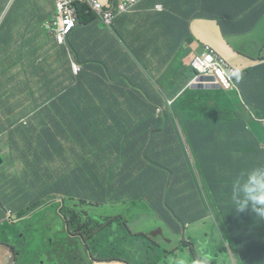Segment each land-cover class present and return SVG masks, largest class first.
<instances>
[{"label":"crops","instance_id":"0c3cea01","mask_svg":"<svg viewBox=\"0 0 264 264\" xmlns=\"http://www.w3.org/2000/svg\"><path fill=\"white\" fill-rule=\"evenodd\" d=\"M59 1L0 0V78L15 84H0V111L13 128L6 135L10 128L0 121V156L5 165V169H0V204L32 215L29 220L0 213V264L20 250L33 257L32 264H36V257L44 250L30 245L32 241L47 244L52 255L54 242L62 245L64 252L80 250V242L79 249L71 242L64 212L58 209L59 200L71 206H85L93 217L106 210L123 213L132 205L126 220L137 234L164 227L163 220H149L144 214L151 196L149 178L125 185L119 167L126 162L128 168L143 173L141 159L146 149L149 152L152 137L159 142L165 140L161 134H154L156 126L164 127L165 120L154 114L153 108L157 100H162V84L174 92L183 87L181 78L171 72L175 49L193 36L197 44L189 48L191 55H202L206 46H211L242 71L260 63L237 53L225 39L221 26L225 28V13L230 10L226 0H206L204 5L200 0H145L131 13L119 14L112 31L92 7L79 4L83 8L79 11V25L65 45H60L57 37L47 34L44 28L46 23L61 26ZM101 1L109 5L112 0ZM134 26L138 27L136 34L130 32ZM226 28L236 27L227 24ZM260 29L264 31V24ZM236 43L234 46L242 50L252 46ZM75 64L82 67L77 82L73 78ZM182 78L184 85L188 84L187 76ZM40 91L51 96L37 105L35 99ZM182 92L175 99H168L176 103ZM216 93L221 94L220 99L227 97L221 115H197L188 130L207 135L208 145L215 139L208 149L211 158L224 156L226 148L236 149L251 138L264 141V91L248 97L237 84L233 91ZM168 99L166 96L160 109L167 110ZM91 103L102 106L87 114ZM23 122L26 123L22 126ZM89 126L93 130L92 144L73 149L70 137L78 141ZM134 139L141 141L125 151ZM220 179L225 180L222 175ZM32 184L46 193L36 197ZM226 187L228 202L230 197L243 195L242 185H238V192L233 191L228 179ZM135 191H146V195L137 198ZM220 197L225 205V196ZM136 209L142 212L141 217L134 214ZM201 211L194 214L196 219ZM257 220L264 229V220ZM168 221L175 227L172 218ZM212 231V242L217 238L222 243L219 233ZM172 233L169 228V238ZM258 253L264 257V248ZM204 254L195 252L197 256Z\"/></svg>","mask_w":264,"mask_h":264},{"label":"trees","instance_id":"16d2710c","mask_svg":"<svg viewBox=\"0 0 264 264\" xmlns=\"http://www.w3.org/2000/svg\"><path fill=\"white\" fill-rule=\"evenodd\" d=\"M263 2L264 0H233L229 2L228 5L230 6V10L225 13L226 20L225 23H223V26H225V29L223 28V33L230 46L229 40L232 36L236 37L237 35H243L255 30V26L264 17ZM232 9L235 10V13L231 11ZM82 10L83 8L80 7L79 11L81 12ZM245 12L250 13L246 14ZM243 21L247 23L244 27L241 26ZM227 24L234 25L237 28L228 29L226 28ZM254 51L259 52V50L255 48ZM240 52L246 55L242 51ZM260 56H263L260 62L261 65L249 69L243 75V81L242 79L240 80L249 86L250 93L252 94L258 91H264V53L260 54ZM257 73H259L258 77L256 76ZM80 74L77 76L73 74L75 82L79 80ZM14 85L15 84H13V86ZM187 85L188 84H185V88ZM202 89L223 91L219 89H207L205 87ZM220 95L221 94L217 95L219 99ZM49 96H51V94L48 92L45 93L40 91V94L35 99L37 105H42ZM183 96L174 104L170 114L166 113V118L163 119L167 125H176L178 121L181 120L185 130L183 135L178 134V138L181 142V149L176 148L171 141L165 140L164 144H162V142L153 140L151 152L149 156L147 154L144 158V162L147 164L151 161L149 170L148 168L145 169V173L142 175V171L128 168V164L125 162L122 169L124 184L128 185L129 182L135 185L141 182L142 179L145 181L149 178L150 187L155 191V201L159 204L164 216L173 215L175 217L177 216L175 213H177L186 217L190 216L192 213L184 214L183 211L175 205V201H179L178 197L183 195L185 198L181 203L184 205L192 204L197 200L195 193L199 190V179L202 180L204 186L205 183L208 182L217 188L219 194L216 196L218 201H220V211L226 214V219L223 224V236L225 240L232 242L235 253L244 263L263 264L264 257H262L258 251L261 247L264 248V229L260 227L258 221L255 220V215L244 211L250 215L245 216L241 214V212L232 210V205L227 201V198L225 197L224 205L220 197V194L224 196L229 194V190L226 187L228 179L232 184V188L237 186L235 182L237 178L242 179L239 184L243 185V182L247 180V178H244L246 177V170L248 167L242 161L232 159L227 153L222 154L224 156L216 155V157L212 159L208 150L210 147L205 140V143H199L203 146L196 150H192L188 146L186 136L192 139L194 138L192 133L188 132L191 119L197 115L201 118H205L206 113H203L200 109L190 110L189 105L184 102ZM168 97L175 99L177 97V92L171 90V92L168 93ZM226 98H221L220 101L225 102ZM223 106L226 107L227 104ZM25 123L26 122H23L22 126ZM155 129L157 130L156 133L159 134V129L162 131L163 125L160 128L156 126ZM152 133H154V131ZM183 140L186 142L187 146L182 144ZM140 141L141 140H135L131 147L134 148ZM262 145H264V141H257L256 138H251L246 140L245 143L238 145L236 149L241 150L243 147H248L250 150L256 149L260 158L264 161V150L261 149ZM241 173H244L242 177L240 176ZM232 174L236 177L230 178ZM221 175L225 179L223 182L220 179ZM232 190L238 192V190ZM161 194H164V201L160 203L158 197ZM188 196H190V202H186L185 200ZM78 223H81V219L76 215L74 220H72V224L75 225ZM182 225L185 226L184 224ZM85 230L86 235L89 237V242H91L93 238L98 237L99 248L94 250V253L97 254L98 251L102 252L103 258H97L100 262L109 263L117 260L118 257L116 252H121L124 238L122 237V241L115 242L111 237L122 233V223L115 226L114 222H111L110 234L105 235V239L108 241L103 245L100 244L102 228L95 227L94 223L90 222L86 225ZM145 239L147 238H143V240ZM134 246L139 247L136 241L132 242V247ZM128 264H151V258L146 250H141L138 252V257H130L128 259Z\"/></svg>","mask_w":264,"mask_h":264},{"label":"clouds","instance_id":"9594fccd","mask_svg":"<svg viewBox=\"0 0 264 264\" xmlns=\"http://www.w3.org/2000/svg\"><path fill=\"white\" fill-rule=\"evenodd\" d=\"M96 1L100 5L102 14H104V15L110 14L112 16L111 24L108 25L106 23V21L92 7L93 11L97 14V17L99 19L104 21L107 28L112 31L114 28V25H115V20L117 19L118 15L119 14H127V13L118 12L116 9V6L113 5V0L111 1V3L109 5H105L101 0H96ZM203 1H206V0H203ZM226 1L230 2L233 0H226ZM263 6H264V2H263ZM57 7H58V5H57ZM75 8H76L77 16H78V23L75 22L74 29L71 31V33L69 35L66 36V42L63 45H65L67 43L69 36L74 32V30H76V28L78 27L79 22H80L79 21V18H80V16H79V3H77L75 5ZM245 10H246V8H245ZM250 12H252V11H250ZM250 12H245V13L247 14ZM62 18H63V16H62ZM62 18H61V22H60V24H61L60 27L56 26L54 23H46L44 25L46 33L49 35H53V36L57 37V32L65 29L64 21H62ZM263 24H264V17L255 26V30L253 32L246 33L243 35H237L236 37H234V36L231 37V38H236V41L238 42V44H242V43L250 44L254 47L250 46L248 48H250V49L255 48V49L259 50L256 58H253L254 56H250L249 54L244 55L253 61L255 60V62H261L262 58H263V56H260V54L264 53V31H262L260 29L261 25H263ZM246 25H247L246 21H243V23L241 24L242 27H244ZM221 28L223 31L222 26H221ZM58 43H59V41H58ZM209 47H211V46H206L205 53ZM204 54L195 55L193 58L194 61H195L196 57L203 56ZM218 54L220 56H222L219 52H218ZM223 58H225V57H223ZM226 60L231 64V66L233 68H235V70L233 72V76H234L235 80L237 82H239L242 79V81H243V79H244L243 75L245 74L246 70L242 71L241 69L234 67L228 59H226ZM193 64H194V62H193ZM258 65H261V63H258ZM193 69L195 71H197V73H198L197 78L199 76L201 77V75L203 73L200 70H196L194 68V66H193ZM81 72H82V67L79 64H75L73 67V74L77 76ZM197 78L193 81V83H192L193 85H195L194 83L197 80ZM201 79L203 80V79H207V78L201 77ZM0 84L1 85H5V84L6 85H13L14 83L13 82L2 83V81L0 80ZM196 85L200 86L201 84H196ZM202 86H203V88L205 87L207 89H211L210 88L211 86L216 87L215 85H212V84H210V85L203 84ZM187 87H188V85H187ZM186 88H184V89H186ZM215 89L223 90L222 88H215ZM159 91L162 94V100L159 99L156 102L157 104H154L153 113L154 114L158 113V115H162V119H164V118H166L167 110L169 109L171 111L172 108L174 107L175 102H172L171 100L168 99V93L171 92L170 87L162 84L161 88L159 87ZM187 91H188V89L185 92H187ZM166 96L168 99L167 110L164 111V109H160V108L162 107L164 100L166 99ZM0 116H1L0 121H2V123L7 128H10L9 125L4 121V117L1 113V111H0ZM160 131L161 130H159V132H158L159 134H161ZM154 134L158 135L156 132ZM161 135L164 138V135L163 134H161ZM152 138L153 139H152L151 144H150L149 152L146 149L145 153L141 159V169H144L143 173H141L142 175L145 173V169L148 168V170H149V166L151 163V161H149L148 164L145 163L144 158L146 157L147 154L149 156V154L151 152V147L153 146V142H154L153 140H157V137L153 136ZM160 142H162V141H160ZM164 142H165V140H164ZM164 142H162V144H164ZM1 159H2V157H1ZM243 174L244 173H241L240 176L242 177ZM246 178H247V180L243 182V185H242L243 187H242V189H240L243 192V195L240 197H235V196L230 197V203L232 205V210H235L236 212H241V214H243L245 216H250L249 214L246 213V212H250L251 214L255 215L254 218L256 221H258L257 220L258 217L261 218L262 220H264V164H262L259 167H254L253 165L248 167V169L246 170V177L244 179H246ZM240 180H242V179H239V178L236 179L235 182H236L237 186L232 188V189L238 190V185H241V184H239ZM198 182H199V190H198V192L195 193V196L197 197L196 201H194L190 205H184L179 201H175V205L178 206L180 208V210L183 211L184 214L192 213L189 216L188 221L197 223V222L203 220L200 223L201 225L198 228H196L194 230H189L188 229L189 227L183 226L182 224H180L181 221H180V218L178 216L174 217L173 215H168L167 217H165L163 211L159 207V204L156 203V201H155V198H156L155 191L152 190V188L150 187L151 196L149 199V205H147V207L144 209V214L148 217L149 220H163L164 221V227H159L155 231H153L149 234H137L133 231L129 222L127 220H124L122 222V234H123V238H124V241H123L122 246H121L122 250H121V252H116V255L118 257L117 260H114V261L109 262V263L128 264V259L130 257H133V258L138 257V252H140L141 250H146L150 255L151 264H162V263H165V264H217L216 261H214L211 258V256L207 255L206 253L204 255H199V256L194 255L189 260L184 259L182 256H180V257L178 256L179 246L177 245V242L179 239H180V242H182V243H189L191 245H196L198 247H202L205 244L209 245V242L213 243L212 237H210V235H209L210 230H215L216 232H218L219 235L222 237V242L226 243V240L223 236V224H224L225 219H226V214L222 213L220 211V201H218L217 196L216 195L212 196L205 190V186H204L201 179H199ZM138 183H140V182H138ZM53 200H58V199H53ZM58 204H59V208H58L59 211L64 212L63 218L65 221V224L69 227V229L71 231V236H70L71 242L77 244L78 249H79L78 243L80 242V249L83 251V256H84V259H83L84 264H96V263H103L104 264V262H100L98 259H95L92 257V255L90 254V251L88 249V244H87L89 242V237L86 235V230H85L86 225H88L90 222H93L95 227H100L98 225L95 217H93L90 214L89 210L85 206H82L79 204L74 205V206H71L68 203L63 204L62 200H59ZM222 204H223V202H222ZM195 208H196V210H195ZM200 209L203 211L204 214H203V216H199V219H196L197 217H194V214L197 211H199ZM244 211H246V212H244ZM215 214L219 217V220L216 219V217L214 216ZM76 215H78L79 218L81 219V223L74 225V224H72V220H74ZM209 215H211L212 217H214L216 219L215 225L213 227L211 225ZM170 218H172L174 220L175 227L169 223L168 219H170ZM100 228H102V227H100ZM169 228H171V230L173 232L172 236H170V238L168 237V234H167V231ZM200 235H205L206 242H204V240L202 238H200ZM136 236H140L142 238H147V239L152 238V243L149 244L145 249L144 248L140 249L139 247H135V246L132 247V242L135 241L134 238ZM192 236H194L195 239H192ZM84 243L86 244V246L83 245ZM217 248L219 250H221L222 252L226 253L222 247H217ZM18 253H19V251H16V256L11 258V259L16 258ZM232 253H233L235 260L238 261L239 263L243 264V261L235 253L233 248H232ZM8 260H10V259H8ZM73 263H74V261H72L70 264H73ZM5 264H6V261H5Z\"/></svg>","mask_w":264,"mask_h":264},{"label":"rangeland","instance_id":"374dc122","mask_svg":"<svg viewBox=\"0 0 264 264\" xmlns=\"http://www.w3.org/2000/svg\"><path fill=\"white\" fill-rule=\"evenodd\" d=\"M200 1L204 5L203 0H200ZM207 16H208V14H207ZM137 28H138L137 26L132 27L130 29V32L132 34H136ZM140 39H143V37L140 36ZM229 42H230L231 46L236 50L237 53H238V51H242L243 53L249 54L250 56L257 57V55H258V51H254V49L245 48L244 50H242V49L236 48L234 46V44H237L236 38H231V40H229ZM196 44H197L196 39L193 36H191V37H188L187 39H185L180 47L175 49V60H174V63L172 65L171 72L173 71L172 76L180 77L181 80L183 81V87L180 91L177 92V95H180L182 90L185 88L184 79L182 77L187 76L188 84H190L198 76V73L193 69L194 55H191V53L189 51V48L193 45H196ZM199 50L202 51V46H199ZM244 57H246V56H244ZM140 59L142 60V57H140ZM175 69L178 73H176L174 71ZM0 80L2 81V83L12 82L8 78H0ZM201 85H203V84H201ZM201 85L198 87L199 89H194V88L190 87V88H188L187 92H184V90H183L182 95H184L183 96L184 102L187 103V105H189V107H193V109H200L203 113L213 112V113H216L217 115H221V112L223 111V105L227 104V98L225 99V102H221L219 97L217 96L216 91L203 90L201 88ZM238 87L241 88L242 92L246 96L251 97L249 86L245 82L239 81ZM225 93H227V92H225ZM101 106H102L101 103L89 104L88 109H87V114L88 113L93 114L94 109L96 107H101ZM167 114H170L169 109L167 110ZM12 130H13V128H10V130L6 133V135H9ZM92 131H93L92 128L89 126L86 133H84L83 136L78 141H75L73 138L70 137V139H69L70 146L73 149L78 150V148H80V146L91 145L92 144ZM184 132H185V130L183 128L181 120H179L176 125L165 124L162 131H161V133L164 134L165 140L171 141L174 144V146L178 149H181L180 148L181 142L178 138V134L183 135ZM192 135L194 137L193 139L190 138L189 136H186V142L192 150H196L199 147H202L203 145H201L199 143H205L204 140L208 138L207 135L201 133L199 130H193ZM152 136L153 135H150V138ZM147 138H149V137H147ZM136 139H134L133 141L128 143L125 146L124 150L126 151L128 146L133 144ZM186 142L183 140L182 144L187 146ZM214 143H215V139L212 138V141L209 143V147L213 146ZM261 149L264 150V145H262ZM225 152L232 159L239 160V161H242L243 163H245L247 165V167H250L251 165H253L254 167H259L262 164H264V161L262 160V158H260L258 151L256 149L250 150L248 147H243L241 150H238L235 148L228 147L225 149ZM120 163H123V162L121 161ZM0 169H5V165H4L3 160H2V163H0ZM122 169H123V165L121 164L119 167L120 173H122ZM235 177L236 176L233 174L230 176V178H235ZM19 179H21V178H19ZM32 185L35 188V196L36 197H39V196L46 193L44 191L37 190V187L34 184H32ZM205 190L212 196L219 194L217 188L214 187L213 185L209 184L208 182L205 183ZM134 195L137 196V198H143L146 195V191H135ZM225 197H228V196L225 195ZM184 198L185 197L183 195H181L178 197V200L181 202L184 200ZM185 200H186V202H190V196H188ZM158 201L160 203L162 201H164V194H161L158 197ZM11 206L9 207V206L0 204V213L4 214L7 217H11V218H16V217L26 218L27 217V218H29V220L32 219V215L28 211H26L24 209H13ZM146 207H147V204L144 208H146ZM131 209H132V205L124 208L122 211L123 213H116V212H113L112 210H106L101 216H95V219H96L98 225L100 227H102V231L100 234V244L103 245L106 243V241H108L105 239V235L110 234L111 222L113 221L115 226L121 224L124 220L128 219V216H126V215L128 213H130ZM134 214L136 216H140V217L142 216V212L139 209H136ZM175 214L180 218V221L182 224L189 227L188 228L189 230H194L201 225L200 223L197 224L196 222L188 221L189 216L185 217V216L179 215L177 213H175ZM203 214H204L203 211H201L200 216H203ZM214 216L216 217L217 220H219V217L216 214ZM209 218H210L211 225L213 227L215 225L216 219L214 217H212L211 215H209ZM6 223L9 224V220H7ZM33 231H34V229H33V227H31L30 232H33ZM212 233H213V231L210 230L209 231L210 237H212ZM111 235H114V234H111ZM122 237H123V234L120 233L118 235L112 236L111 238L113 241L119 242V241H122ZM200 238H202L204 240V242H206L205 235H200ZM134 239L138 243L139 248H144V249L152 242V238H148V239L143 240L142 237L136 236ZM87 244H88V249L90 251V254L92 255L93 258H95V259H97V258L102 259L103 258L102 252L98 251L97 254L94 253V250L99 248L98 237L93 238L91 240V242H88ZM30 245H35L37 249H40L42 247V249L45 251V253L47 255V260L50 264H70L72 261H74L73 264H80L84 259L83 251L81 249L78 251L68 250L67 252H64L62 245H56V243H54L52 245V250L55 251V254L52 255L50 252V248L48 247L47 244H42V243L32 241V242H30ZM177 245L179 246L178 256L179 257L182 256L186 260L191 259L195 255V252H198V254H199V251H203L207 255H210L211 258L214 261H216L217 264H225V263L226 264H241L235 260L233 253H232L233 244L229 240L226 241V243L222 242V244H221V242H219L218 239L215 238L214 243L209 242V245L205 244L202 247H198L196 245H191L189 243H182V242H180V239H179L177 242ZM217 245H218V247H222L226 253L219 250L217 248ZM41 258H44V257L37 256L36 260H40ZM104 264H113V263L104 262ZM162 264H165V263H162Z\"/></svg>","mask_w":264,"mask_h":264},{"label":"built area","instance_id":"2783aa9c","mask_svg":"<svg viewBox=\"0 0 264 264\" xmlns=\"http://www.w3.org/2000/svg\"><path fill=\"white\" fill-rule=\"evenodd\" d=\"M145 0H113V5L120 13H131L132 9L143 3ZM88 4L89 7H93L94 10L106 21L109 25L111 24L112 16L110 14H102L100 5L96 0H60L58 3V8L63 16L62 21H64L65 29L57 32V39L61 45L66 42V36L71 33L75 27V22L78 23V16L76 13L75 5ZM194 68L200 70L203 74L201 77H206L204 82L201 81L199 76L195 81L196 84L205 85H215L220 87L225 91H233L237 88V81L233 76L235 68L218 52L213 48L209 47L203 56H198L195 58ZM195 85L191 84L188 88H194Z\"/></svg>","mask_w":264,"mask_h":264},{"label":"water","instance_id":"95a60500","mask_svg":"<svg viewBox=\"0 0 264 264\" xmlns=\"http://www.w3.org/2000/svg\"><path fill=\"white\" fill-rule=\"evenodd\" d=\"M205 80L206 79H203V80L201 79V81H199V83L204 82ZM198 87H199L198 85H195L194 89H199ZM201 88H203L202 85H201ZM210 88L215 89V88H220V87L211 86ZM0 163H2L1 157H0ZM38 256L44 257V258H41L40 260H36V264H50L47 260V255H46L45 251H44V253H40ZM33 259H34L33 257H31V258L28 257L27 253L20 250L17 257L14 259L7 260L6 264H32Z\"/></svg>","mask_w":264,"mask_h":264}]
</instances>
